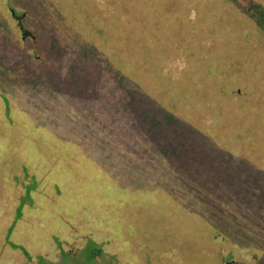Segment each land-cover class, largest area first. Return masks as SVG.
Masks as SVG:
<instances>
[{"label":"rangeland","instance_id":"374dc122","mask_svg":"<svg viewBox=\"0 0 264 264\" xmlns=\"http://www.w3.org/2000/svg\"><path fill=\"white\" fill-rule=\"evenodd\" d=\"M263 15L264 0H0V264H79L85 244L100 252L80 264H264V175L236 128L264 93L230 99L245 92L224 69L238 41L263 87ZM196 166L216 172L213 209L241 197V224L179 189Z\"/></svg>","mask_w":264,"mask_h":264},{"label":"trees","instance_id":"16d2710c","mask_svg":"<svg viewBox=\"0 0 264 264\" xmlns=\"http://www.w3.org/2000/svg\"><path fill=\"white\" fill-rule=\"evenodd\" d=\"M257 27L258 30L260 31V37H259L260 44L264 47V44L261 43L262 41H264V20L263 23L258 24ZM230 40H231L230 38H227V42H229ZM245 40L247 41L246 38ZM245 40L244 43L248 44L249 42H246ZM237 44L239 46L238 41H235L233 46H231L230 48L231 50L230 52L229 47L227 46L226 43V51H224V55L228 54L227 55L228 58L226 59L224 56V69H226L225 72H227V74L225 75L229 78L232 77L233 80L237 79L240 86L243 89V92H245L244 94H239L237 90L232 91L230 93V96L232 98L230 99L237 100V98H239L240 103H242L241 98L249 99V95L251 96V98L256 94L263 95L264 80L262 81L263 87L259 89L260 85L258 78L261 73V69L259 67L254 68V70L252 71V73L255 74V77L249 78L248 80L244 78V74L245 72H247L248 65H247V61L242 59V55L235 50ZM4 100L7 101V98L4 97ZM260 104L261 107L258 106L259 109L255 108L254 111L252 112V115L255 116L251 117L247 115L248 113H246L244 117L247 119L244 118L241 123H236V128H240L241 126H245L246 124L245 128L248 131V137L247 140H242L243 145L245 146L244 147L246 153L245 157L247 158L249 164H251L253 168H255L256 170H260L261 174L264 175V96L261 98ZM260 110H262V112L259 113ZM244 120H245V124H244ZM187 169L188 172L187 173L185 172V175H183L185 177L183 178V176H181L180 178L182 181H180L181 184L179 189H182L183 191L190 189L191 192L187 191V193H192L195 196H197L196 194H198L199 192V198L201 199L202 205L205 209L203 210L204 215L213 217L217 222H219L220 225L223 226L227 224L226 222H228L232 227L241 224V221H238V223L236 224L232 223L231 221L228 220L229 217L227 215V210L233 209L234 207L242 206L241 197H234L233 201L239 205L235 204L229 206L227 210L222 208L220 205H219L220 208L217 209H213L211 207L213 203L217 204L218 202L222 201L221 195L223 193V191L221 189L220 191L218 187L211 186L214 184V182L212 181V177L217 178L215 175H213V173H216L213 170V168L209 167L207 171L204 172L203 174H198L197 172V170H199L198 166H196V169H194L193 171L191 170L190 172H189V167ZM194 177H196L197 180H194ZM176 188H178V184L173 185L172 189L175 190ZM236 194L238 195L239 193ZM28 197H30L29 188L27 192V197L23 199V201L16 210L15 221L8 230V234L6 237L7 239L10 237L12 231L14 230L15 222L22 217L23 215L22 209ZM187 198H188V194H187ZM195 200L196 198L189 200V202L193 203ZM206 202H208V204ZM213 207L215 206L213 205ZM261 222L263 223V220H261L257 224V226L261 227ZM240 236L242 237V235ZM11 245L14 247L22 248L25 251V253L29 255L28 251L23 246H20L19 244H16L14 242H11ZM91 258L92 257L89 254L87 259L90 260ZM42 264H46V263L43 261Z\"/></svg>","mask_w":264,"mask_h":264},{"label":"flooded vegetation","instance_id":"af4514ba","mask_svg":"<svg viewBox=\"0 0 264 264\" xmlns=\"http://www.w3.org/2000/svg\"><path fill=\"white\" fill-rule=\"evenodd\" d=\"M18 2L16 1V4ZM10 11L12 13V16L16 19L17 21V24H18V27L22 33V37L25 38L28 33V31H26V27H25V22H24V17L26 15V12L25 11H20L18 12L16 10V7L14 6H11L10 7ZM30 36V35H29ZM86 245V244H85ZM83 246V248H81L79 251L81 252V257H80V260L79 259H76L78 260L77 262L80 264V262H83V260H87L89 262V260L87 259L88 258V255L90 254L92 258L95 257V254L99 253L100 252V249L98 247H88V246ZM71 251H66L62 256H63V259H66L68 258V255H70ZM75 253V252H74ZM77 256V255H76ZM79 256V255H78ZM79 258V257H77ZM94 264H99V262L96 263V261H94Z\"/></svg>","mask_w":264,"mask_h":264}]
</instances>
